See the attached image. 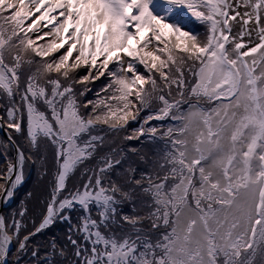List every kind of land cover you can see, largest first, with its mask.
<instances>
[{
	"label": "snow or ice",
	"instance_id": "6c2138e0",
	"mask_svg": "<svg viewBox=\"0 0 264 264\" xmlns=\"http://www.w3.org/2000/svg\"><path fill=\"white\" fill-rule=\"evenodd\" d=\"M0 132V264H264V0H0Z\"/></svg>",
	"mask_w": 264,
	"mask_h": 264
},
{
	"label": "rangeland",
	"instance_id": "374dc122",
	"mask_svg": "<svg viewBox=\"0 0 264 264\" xmlns=\"http://www.w3.org/2000/svg\"><path fill=\"white\" fill-rule=\"evenodd\" d=\"M101 79H103V78H101ZM3 140L4 139L0 136V141H3ZM26 181L27 182H26V185L24 188L25 192L29 191V190H33L34 188H36V186L39 182V177H38V174H37L35 169H32L30 172H26ZM21 196H23V192L21 193Z\"/></svg>",
	"mask_w": 264,
	"mask_h": 264
},
{
	"label": "water",
	"instance_id": "95a60500",
	"mask_svg": "<svg viewBox=\"0 0 264 264\" xmlns=\"http://www.w3.org/2000/svg\"><path fill=\"white\" fill-rule=\"evenodd\" d=\"M2 209H3V206H2V205H0V211H2Z\"/></svg>",
	"mask_w": 264,
	"mask_h": 264
},
{
	"label": "trees",
	"instance_id": "16d2710c",
	"mask_svg": "<svg viewBox=\"0 0 264 264\" xmlns=\"http://www.w3.org/2000/svg\"><path fill=\"white\" fill-rule=\"evenodd\" d=\"M99 83H100L99 81L96 82L97 85H98Z\"/></svg>",
	"mask_w": 264,
	"mask_h": 264
}]
</instances>
